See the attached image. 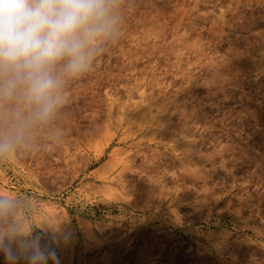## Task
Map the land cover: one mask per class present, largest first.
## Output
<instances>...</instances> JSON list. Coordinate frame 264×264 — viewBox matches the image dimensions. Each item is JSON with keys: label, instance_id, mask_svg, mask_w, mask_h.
I'll list each match as a JSON object with an SVG mask.
<instances>
[{"label": "rangeland", "instance_id": "1", "mask_svg": "<svg viewBox=\"0 0 264 264\" xmlns=\"http://www.w3.org/2000/svg\"><path fill=\"white\" fill-rule=\"evenodd\" d=\"M114 11L48 120L0 99V140L19 137L0 153V233L61 264H264V0Z\"/></svg>", "mask_w": 264, "mask_h": 264}, {"label": "clouds", "instance_id": "2", "mask_svg": "<svg viewBox=\"0 0 264 264\" xmlns=\"http://www.w3.org/2000/svg\"><path fill=\"white\" fill-rule=\"evenodd\" d=\"M118 0H0V99L18 97L40 121L60 102L64 80L87 73L104 41L115 39ZM19 137L0 140V153ZM13 201L0 199V210ZM6 264H61L55 249L22 230L0 233Z\"/></svg>", "mask_w": 264, "mask_h": 264}, {"label": "bare ground", "instance_id": "3", "mask_svg": "<svg viewBox=\"0 0 264 264\" xmlns=\"http://www.w3.org/2000/svg\"><path fill=\"white\" fill-rule=\"evenodd\" d=\"M144 120V119H143ZM144 123V122H143Z\"/></svg>", "mask_w": 264, "mask_h": 264}]
</instances>
